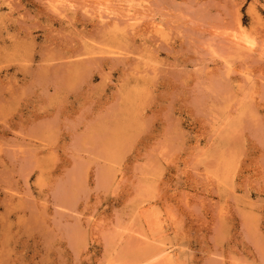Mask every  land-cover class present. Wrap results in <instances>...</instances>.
I'll return each instance as SVG.
<instances>
[{
    "label": "rangeland",
    "instance_id": "rangeland-1",
    "mask_svg": "<svg viewBox=\"0 0 264 264\" xmlns=\"http://www.w3.org/2000/svg\"><path fill=\"white\" fill-rule=\"evenodd\" d=\"M55 1L0 0V264H264V0Z\"/></svg>",
    "mask_w": 264,
    "mask_h": 264
},
{
    "label": "bare ground",
    "instance_id": "bare-ground-1",
    "mask_svg": "<svg viewBox=\"0 0 264 264\" xmlns=\"http://www.w3.org/2000/svg\"><path fill=\"white\" fill-rule=\"evenodd\" d=\"M99 1H101V0H99ZM52 2V1H51ZM56 2V5L58 4V3H63L64 1L63 0H56L55 1ZM108 2V1H107ZM111 2V1H110ZM69 3V2H68ZM103 3V5H104V3L107 5L108 3H106V1L105 2H103V0H102V2L99 4V5H101ZM64 4V3H63ZM62 4V5H63ZM66 4V3H65ZM64 4V5H65ZM97 4H98V2H97ZM110 4L111 3H109L108 5H109V7H111L112 6V4H111V6H110ZM91 5V4H90ZM85 7V6H84ZM113 8V7H112ZM76 9V8H75ZM99 10H100V8H98ZM103 9L104 8H102V11H103ZM148 9V8H147ZM88 10H89V8H88ZM96 10V9H95ZM128 10V9H127ZM140 10V9H139ZM129 11V10H128ZM134 12H135V10H133ZM99 12H101V10L99 11ZM118 12V11H117ZM132 12V11H131ZM103 14L104 13H107V12H102ZM101 13V14H102ZM147 13H148V11H147ZM102 14V15H103ZM109 13H107V15H108ZM111 14V13H110ZM134 14V13H133ZM104 15H106V14H104ZM131 17H130V16ZM129 15H127V17H129V20H127L128 21V24H130V25H132V26H135V24H136V22H137V20L139 21V18L137 19L135 16H132V14H129ZM140 15V14H139ZM259 15H257V17H258ZM97 17V16H96ZM102 17V16H101ZM105 17V16H104ZM109 17V16H108ZM107 17V18H108ZM111 17V16H110ZM109 17V18H110ZM256 17V16H255ZM260 18V17H259ZM261 18H262V16H261ZM123 19V18H122ZM128 19V18H127ZM144 19V18H143ZM238 19H239V17H238ZM116 20V19H115ZM118 20V19H117ZM237 20V19H236ZM264 20V19H263ZM263 22V21H262ZM262 22H261V24H262ZM150 23V22H149ZM238 23V25H239V28H242V26H241V23H240V21H238L237 22ZM256 23H258V22H256ZM155 25V24H154ZM156 26V25H155ZM257 28V27H256ZM262 28V27H261ZM238 29V28H237ZM244 32V31H243ZM231 33V32H230ZM249 34V33H248ZM228 35V34H227ZM246 35V34H245ZM250 35V34H249ZM248 35V37L247 36H244V35H242V34H240V33H233V34H230L229 35V37H230V40L235 44V45H237V46H239L240 48H245V49H248V50H250V51H253V50H255V48H249V46H248V43H247V40H253V41H256V40H254L253 39V37H251V39H250V36ZM252 35H254V34H252ZM255 37V36H254ZM230 41V42H231ZM261 43V42H260ZM255 44H256V46H257V41L255 42ZM259 50H261V48L259 49ZM62 186V185H61ZM62 188V187H61ZM67 192V191H66ZM65 193V192H64ZM66 194V193H65ZM66 196V195H65ZM62 199V198H61ZM62 203V202H61ZM164 253V254H163ZM163 255H166L167 256V258H169V259H172V256L170 255V253H168V250L166 249V248H164L163 249Z\"/></svg>",
    "mask_w": 264,
    "mask_h": 264
},
{
    "label": "snow or ice",
    "instance_id": "snow-or-ice-1",
    "mask_svg": "<svg viewBox=\"0 0 264 264\" xmlns=\"http://www.w3.org/2000/svg\"><path fill=\"white\" fill-rule=\"evenodd\" d=\"M246 6V5H245ZM244 7V6H242ZM249 48H255L256 44L253 40H247ZM241 75H245V73H241ZM250 79V77H249ZM68 264H88V261L86 259V256L82 259H77L76 261H69ZM236 264H239V262H236Z\"/></svg>",
    "mask_w": 264,
    "mask_h": 264
}]
</instances>
